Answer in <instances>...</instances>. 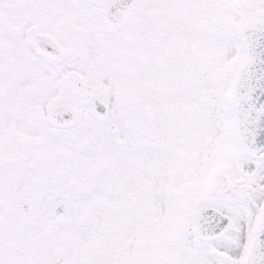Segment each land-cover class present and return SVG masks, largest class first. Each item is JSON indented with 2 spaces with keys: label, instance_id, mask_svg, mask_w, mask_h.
<instances>
[{
  "label": "snow or ice",
  "instance_id": "6c2138e0",
  "mask_svg": "<svg viewBox=\"0 0 264 264\" xmlns=\"http://www.w3.org/2000/svg\"><path fill=\"white\" fill-rule=\"evenodd\" d=\"M0 264H264V0H0Z\"/></svg>",
  "mask_w": 264,
  "mask_h": 264
}]
</instances>
